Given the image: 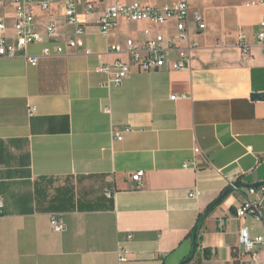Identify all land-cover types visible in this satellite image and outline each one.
<instances>
[{"label": "crops", "instance_id": "0c3cea01", "mask_svg": "<svg viewBox=\"0 0 264 264\" xmlns=\"http://www.w3.org/2000/svg\"><path fill=\"white\" fill-rule=\"evenodd\" d=\"M95 1L74 52L36 66L20 56L0 58V264H180L190 256L187 235L198 215L230 183L237 189L199 232L200 258L206 249L210 259L202 264H252L239 229L264 235V197L262 222L235 214L244 200L260 197L246 190L264 184V44L256 40L264 0H192L190 13L203 17L205 29L192 35L190 68L171 70L170 54L165 68L132 67L121 86L109 89L97 68L127 58L106 54L108 46L142 39L146 24L121 20L104 37L100 13L116 2L165 8L173 0ZM62 5L51 8L60 44L72 33ZM13 17V6L0 4L9 35ZM48 18L37 14L42 25ZM239 34L250 45L244 60ZM50 45L44 39L27 53ZM194 159L198 170L184 168ZM140 171L137 187L131 176ZM52 215L64 232L52 231ZM260 258L264 264V250Z\"/></svg>", "mask_w": 264, "mask_h": 264}, {"label": "built area", "instance_id": "2783aa9c", "mask_svg": "<svg viewBox=\"0 0 264 264\" xmlns=\"http://www.w3.org/2000/svg\"><path fill=\"white\" fill-rule=\"evenodd\" d=\"M61 0H0V4L9 3L14 8L11 35L8 33V26L0 21V58L12 59L17 56L31 66H36L41 58L57 57L74 52L80 47V39L85 33L83 17L97 12L95 0H62V15L67 25L72 28L70 38L60 44L55 40L57 24L51 15L53 5ZM192 0H173L170 6L156 8L138 3L123 4L113 3L103 9L97 19L100 34L107 37L117 26L119 21L126 23H144L142 39H126L124 45L113 44L108 46L106 54L125 56L127 60L116 59L112 63L102 64L97 72L105 76L101 84L103 88L119 87L128 78L131 68L139 72H154L165 68L170 54H175L171 70L185 71L190 68L191 52L197 48L192 39L194 30L203 31L205 23L199 13H190ZM83 9L82 13L79 11ZM46 14L49 18L44 25L37 22V14ZM256 40L258 44H264V20L258 25ZM46 39L50 46H45L39 55L31 56L27 49L31 45H37ZM237 47L240 56L244 60L250 55V45L246 38L239 34ZM85 51V55H89ZM183 96H172L170 100L182 99ZM35 109H30L32 114ZM104 111L109 113L110 108L105 107ZM114 138L121 141L122 137L114 133ZM195 156L200 154L198 148L194 149ZM184 168L198 170L196 159ZM144 172H136L131 176V181L137 187L142 184ZM229 188L236 190L235 184L230 183ZM248 195L260 196L255 200H244L236 209L235 217L238 220L252 219L255 222H262L263 210L262 199L264 197V186L249 187L246 190ZM106 196L111 197L112 192L106 191ZM3 208L0 200V215ZM50 225L55 233L65 231V226L59 215L50 217ZM131 239V236L127 237ZM239 244L245 254L248 255L252 264H263L260 253L264 250V235L252 237L247 226L239 229ZM117 256L120 263L126 261V250L118 246Z\"/></svg>", "mask_w": 264, "mask_h": 264}, {"label": "trees", "instance_id": "16d2710c", "mask_svg": "<svg viewBox=\"0 0 264 264\" xmlns=\"http://www.w3.org/2000/svg\"><path fill=\"white\" fill-rule=\"evenodd\" d=\"M231 192H232V189L231 188H227L214 202H212L211 204H209L207 206V208L204 210V212H202L201 214L198 215L194 227L192 228V230L187 235V239H189V241L191 242V246H192L191 248H193V246H195V248H196L195 255H194L193 260L190 263H184V264H202V260L210 259V252L208 250H206V249L203 250L202 258H200L199 249H198L199 248V245H198L199 232L202 229V227L204 225V221L206 220V218L210 215V213L218 205H220V203H222L224 198L226 196H228ZM194 232H196V240H195V242H193V240H192ZM191 251H192V249H191ZM190 255H191V253H190Z\"/></svg>", "mask_w": 264, "mask_h": 264}, {"label": "water", "instance_id": "95a60500", "mask_svg": "<svg viewBox=\"0 0 264 264\" xmlns=\"http://www.w3.org/2000/svg\"><path fill=\"white\" fill-rule=\"evenodd\" d=\"M251 98L252 99H261V97L258 94H253ZM259 186H264V184H259V185H255V186H251V187L257 188ZM192 240H193V242H195V240H196V232H194ZM195 251H196V248H195V246H193L190 257L187 258L185 261L181 262L180 264L190 263L193 260V258H194Z\"/></svg>", "mask_w": 264, "mask_h": 264}]
</instances>
